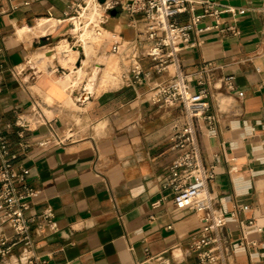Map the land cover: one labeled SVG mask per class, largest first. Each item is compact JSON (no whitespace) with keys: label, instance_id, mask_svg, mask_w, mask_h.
Wrapping results in <instances>:
<instances>
[{"label":"crops","instance_id":"obj_1","mask_svg":"<svg viewBox=\"0 0 264 264\" xmlns=\"http://www.w3.org/2000/svg\"><path fill=\"white\" fill-rule=\"evenodd\" d=\"M82 1L0 0V129L18 154L16 170L27 169L25 182L40 190L28 216L52 207L60 224L46 235L32 224L35 250L49 264H198L188 242L208 212L177 209L171 200L153 208L175 157L168 138L186 120L181 105L151 101L153 88L173 73L140 83L131 60L120 58L125 67L118 86L103 88L102 72L87 76L86 59L65 52L82 49L89 58L96 43L58 49L73 31L58 20L69 4ZM206 1L237 9L222 16L219 28H209L217 21L206 18L193 35L197 45L180 53L189 73L213 68L209 100L216 126L210 130L201 119L199 130L205 163L215 172L207 193L212 212L226 218L221 237L227 264H264V0H191L194 13H202ZM15 3L20 7L12 10ZM112 11L99 57L105 64L115 41L140 39L141 50L148 45L142 15L131 19ZM231 25L241 34L228 32ZM140 63L143 70L151 67L148 58ZM230 75L234 90L224 82ZM37 106L39 115L32 117ZM18 116L31 126H15ZM3 232L12 235L7 226ZM243 238L256 246L242 244ZM21 253L16 246L12 260Z\"/></svg>","mask_w":264,"mask_h":264},{"label":"built area","instance_id":"obj_2","mask_svg":"<svg viewBox=\"0 0 264 264\" xmlns=\"http://www.w3.org/2000/svg\"><path fill=\"white\" fill-rule=\"evenodd\" d=\"M98 1V0H97ZM99 2V1H98ZM28 5L29 2H24ZM106 12L121 9L131 19L142 15L145 21L144 40L147 47L140 49V39L132 42L115 41L112 52L123 60H131L130 72L135 79L143 83L155 75L172 72L169 81L158 84L153 88L151 101L153 104L165 107L179 104L185 113V122L177 126L170 134L169 146L175 157L169 166L168 174L160 187V196L153 202L157 209L171 200L177 209H191L197 213H206L201 229L189 238V250L196 256L198 264H227L225 246L221 230L226 226V218L222 214L212 212V201L207 193L209 183L215 178L214 167L205 163L202 147L199 142L200 120L207 123L210 130H215V116L210 113L211 103V72L207 64L194 73L187 72L181 62L180 53L183 48L194 47L197 42L193 35L198 26L208 17L216 18V24L209 28H219L222 16L226 13L237 14L232 6L219 8L215 3L205 2L202 13H194L191 0H107L101 3ZM86 2L71 3L58 21H68L74 26L71 18L81 16ZM20 4L12 5V10L19 9ZM190 13L186 22H180L178 16ZM49 17L53 16L48 10ZM107 21H101L96 27L100 34ZM83 25V23H82ZM224 30V29H222ZM226 30L235 36L241 34L236 25ZM148 58L151 67L143 70L141 59ZM229 90H234V76L224 78ZM2 88L0 86V94ZM39 107L33 108L32 117L39 115ZM45 118V117H44ZM47 119V118H45ZM47 121V120H46ZM32 121L24 116H18L14 125L28 128ZM23 150L28 145H21ZM18 158L12 152L9 141L0 129V227H9L12 235L0 234V264H49V257L40 256L35 250V240L32 224L36 223L41 235L60 230L59 221L52 207H47L36 216H28L31 201L40 195V190L29 186L26 181L28 170H16L14 161ZM243 206L242 209H248ZM155 219L154 215L150 217ZM253 220L250 221L252 223ZM168 229L172 225L167 226ZM260 232L263 228L258 229ZM244 245L256 246L255 241L243 238ZM16 246L22 248L21 255L12 260Z\"/></svg>","mask_w":264,"mask_h":264},{"label":"rangeland","instance_id":"obj_3","mask_svg":"<svg viewBox=\"0 0 264 264\" xmlns=\"http://www.w3.org/2000/svg\"><path fill=\"white\" fill-rule=\"evenodd\" d=\"M83 1L86 2V3L88 2V0H83ZM96 2H98V1L97 0H93L92 7L95 6ZM84 6H86V5H84ZM83 11H84V9H83ZM99 11H100L99 17H102L103 19H107L108 20L107 24H109L111 22V18H112L111 14H109V12H106V10L103 9V6H101L99 8ZM71 19H72V22L74 23V26H75V22L77 20H79L78 17L73 16ZM82 19H84V18H82ZM84 24L85 25L81 26V30H79L78 33H76L75 31H71L72 32L71 33V37H70V40L68 42L70 45L75 46V47H78L77 44L80 45L78 39H80V37H81L80 35H83L84 32H85V27L84 26H86L88 24L87 27L89 29H93L94 28L95 32H97L96 31V27L100 25L99 21L96 22V21H91V20H88ZM74 26L69 23V27L70 28L74 29ZM101 33L104 34V29L103 28L101 30ZM96 44H97V47H96L97 49L95 50L96 52L91 54L89 56V58H87V55L83 52L82 49L79 51V53L72 52V50L74 51V48H72V47H71V49L68 52H65V55L70 56L69 58H72L73 60L75 59V57L78 60L79 59L82 60L83 58L86 59V67H89V69L86 70L87 76H90V73L93 71V73L96 75L95 76V79H96L97 76H98V73L102 72V77H103L102 82H101V78H100L101 75H99V77H98V79H100V82H99L100 85L103 88H109V87H113V86L116 87L120 83V77L123 74L124 67H125L124 65L125 64H123L122 60L120 59V57L118 55L114 54L118 66H116L115 69H112V71H111L112 73L110 75H106L105 71L110 66V64L108 63V61H106L107 64H105L99 58L100 56H103V54L105 53V49H103V47H102L104 43L100 42V43H96ZM75 52H76V50H75ZM112 53H113L112 49H108V52H107L106 55H111ZM96 62H102L103 65H96L95 64ZM99 66L102 67V68L106 67V69L101 71V68H99Z\"/></svg>","mask_w":264,"mask_h":264},{"label":"bare ground","instance_id":"obj_4","mask_svg":"<svg viewBox=\"0 0 264 264\" xmlns=\"http://www.w3.org/2000/svg\"><path fill=\"white\" fill-rule=\"evenodd\" d=\"M92 2H93V0H88V2L86 3V6L83 5L84 11L81 13V16L78 17L79 20H77L75 22L76 27L74 26V29H73V31H75L76 33H78L79 30H81L82 23H83V25H85L84 23H86L88 20L96 21V22L99 21V23L102 20L108 21L107 19H103L102 17H99V15H100L99 8L103 5L100 2H96L95 6L92 7ZM82 18H84V19H82ZM71 21H72V19H71ZM87 26H88V24L86 26H84L85 32L83 35H80L81 37H80V39H78L79 42L84 41L86 43L90 42L91 44L92 43H100V42L105 41L110 36V33L107 31L108 29H106L105 27L103 28L104 34L101 32L99 34V33L95 32L94 28L89 29ZM69 47H70V44L68 43V41H66L58 49H59V51H62L63 49L69 48ZM106 61H108L110 66L106 69L105 73H106V75H110L112 73L111 72L112 69H115L116 66H118V64H117V61H116L114 54L107 55ZM79 74H81V72H79Z\"/></svg>","mask_w":264,"mask_h":264},{"label":"water","instance_id":"obj_5","mask_svg":"<svg viewBox=\"0 0 264 264\" xmlns=\"http://www.w3.org/2000/svg\"><path fill=\"white\" fill-rule=\"evenodd\" d=\"M100 3H105L107 0H98ZM112 14H117V10L112 11Z\"/></svg>","mask_w":264,"mask_h":264}]
</instances>
